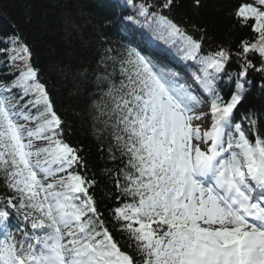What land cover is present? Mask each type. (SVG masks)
<instances>
[{"label":"snow or ice","instance_id":"obj_1","mask_svg":"<svg viewBox=\"0 0 264 264\" xmlns=\"http://www.w3.org/2000/svg\"><path fill=\"white\" fill-rule=\"evenodd\" d=\"M127 3L134 15L124 19L142 18L193 71L166 70L135 47L100 55L89 115L116 164L106 170L115 207L99 206L98 182L82 150L64 139L29 45L8 37L11 78L0 79V264H264V120L240 111L250 73L264 79V0H239L229 12L235 25L252 30L235 50H206L205 28L170 15L178 0ZM192 3L203 7V0ZM233 63L235 89L224 92Z\"/></svg>","mask_w":264,"mask_h":264},{"label":"trees","instance_id":"obj_2","mask_svg":"<svg viewBox=\"0 0 264 264\" xmlns=\"http://www.w3.org/2000/svg\"><path fill=\"white\" fill-rule=\"evenodd\" d=\"M238 2L203 0V7L197 8L192 0H178L170 15L189 29L193 24L205 28L206 50H214L218 45L235 50L242 38L251 39L252 32L249 27L235 25L229 15ZM128 15H134V9L127 0H0V49H9L8 54L0 51V79L11 78L8 55L13 54V45L8 37L13 33L21 35L30 47L32 63L40 69L62 115L64 139L82 150L80 155L87 174L98 182L94 191L102 209L106 205H118L111 198L116 195L115 186L106 172L116 164L109 159L107 140L97 139L89 115L93 94L98 95L93 70L100 55L107 48L133 47L134 39L138 38L158 43L162 51L182 59L178 48L154 35L142 18L129 21L124 19ZM151 58L159 65L155 58L162 60L163 55L156 52ZM171 71L188 76L179 68ZM228 71L232 78L224 76L220 84L224 92L235 89L236 64L229 65ZM248 80L251 83L246 85V100L240 111L247 109L264 120V88L261 87L264 79L250 73Z\"/></svg>","mask_w":264,"mask_h":264},{"label":"bare ground","instance_id":"obj_3","mask_svg":"<svg viewBox=\"0 0 264 264\" xmlns=\"http://www.w3.org/2000/svg\"><path fill=\"white\" fill-rule=\"evenodd\" d=\"M153 59V58H152Z\"/></svg>","mask_w":264,"mask_h":264}]
</instances>
